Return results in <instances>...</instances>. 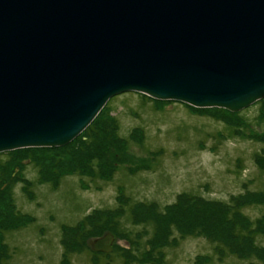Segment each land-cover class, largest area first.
<instances>
[{
	"label": "water",
	"instance_id": "95a60500",
	"mask_svg": "<svg viewBox=\"0 0 264 264\" xmlns=\"http://www.w3.org/2000/svg\"><path fill=\"white\" fill-rule=\"evenodd\" d=\"M126 92L232 112L261 100L264 0H0V153L63 147Z\"/></svg>",
	"mask_w": 264,
	"mask_h": 264
},
{
	"label": "rangeland",
	"instance_id": "374dc122",
	"mask_svg": "<svg viewBox=\"0 0 264 264\" xmlns=\"http://www.w3.org/2000/svg\"><path fill=\"white\" fill-rule=\"evenodd\" d=\"M111 119H115L118 135L126 142H119L121 151H124L120 155L116 154L117 147L109 142L108 157L116 163L110 179L98 176L93 179L81 174L82 171H73L80 164L69 157L83 146L86 138H78L63 147L14 150H30L32 153L28 157L23 153H0V174L10 158L7 173L12 174L18 165L15 174H20V180H13L9 186L12 207L8 206L5 192L2 194L0 180V218L14 206L17 212L31 219L19 230L6 234L5 240L12 254L10 264H62L65 252L62 241L73 233L71 228L78 226L92 210H113L119 202L127 208L126 198L133 202L156 203L160 210L176 203L177 209L172 213L180 215L187 209L196 211V207L210 213L209 202H216L228 207L233 205L251 222L263 221L264 98L241 111L232 112L223 108L198 109L181 102L159 101L140 93L126 92L112 97L94 121H103L110 127L108 122ZM102 126H94L93 131L104 138L105 134L100 131ZM140 133L143 138H139ZM35 158L52 176L54 172H65L57 185L40 179L38 167L31 163ZM58 159L63 163L57 164ZM24 181L31 182L32 198L24 192ZM183 193L209 202L191 204L184 199L176 202ZM246 196L249 199H244ZM238 201L243 202L235 205ZM198 213L189 219L191 225L197 223L202 229ZM119 222L133 234L142 229V226L132 225L127 217L120 218ZM63 226L70 231L66 235ZM190 229L186 236L180 235L175 245L163 248L164 264H198L199 260L206 258L210 261L201 264H264L248 249L241 253H249L245 258L225 256L220 261L215 246L222 236L218 232L211 236L215 239L213 244L203 233L190 234ZM173 237L178 236L170 235V240ZM253 237L255 244L262 248L257 250L259 254L264 250V233L255 232ZM113 245L128 249L126 240L115 239ZM240 246L238 244L235 248L241 251ZM109 254L111 256L107 259H96L85 249H80L71 250L66 255L69 264H95L96 261L97 264H122L113 250Z\"/></svg>",
	"mask_w": 264,
	"mask_h": 264
},
{
	"label": "trees",
	"instance_id": "16d2710c",
	"mask_svg": "<svg viewBox=\"0 0 264 264\" xmlns=\"http://www.w3.org/2000/svg\"><path fill=\"white\" fill-rule=\"evenodd\" d=\"M108 123L110 124V127L106 126L103 121H93L91 125H89V127L83 132L81 137L79 136L73 140L75 142L78 140V138H86V140L83 142V146L76 149L72 156L69 157L75 159V161L77 160L80 164L79 168L75 167V170L73 169V171L79 170V173L82 171L81 174L89 175L93 179L96 178V176L102 179H110L113 177L112 175L116 170V163L114 161H110L108 157L110 145L112 144L117 147L115 150L116 154L120 155L124 153V151H121L119 142L126 141L119 137L118 127L115 119H111ZM99 124L103 125L100 131L105 134L104 138L99 137V134L93 131V127H96ZM227 125L230 132L233 133V130L230 128L228 122ZM139 138H143L141 133ZM113 141L118 143H112ZM109 142H111V144ZM21 153L28 157V154H31L32 152L30 150H20L9 152L8 154L19 155ZM11 159L12 158H10V160ZM9 161L6 163L4 170L0 174V180L2 181L1 185L3 188L2 194L5 192V199L7 198L8 200V206L12 204L11 199L8 197L10 183L13 180H20V174H15V170L19 168L18 165L14 167L12 174L7 173V167L11 163ZM31 163L38 167L40 179L48 184L57 185L59 178L65 174V172L62 174H55L54 172L52 176L49 171L45 170V168H43L42 165L38 163L36 158L33 159ZM62 163L63 162L58 159L57 164L60 165ZM130 173H132V171ZM13 174L15 175L13 176ZM24 182V192L28 194L30 198H32V192L30 191L31 182ZM243 197L244 196H241V198ZM180 199H184L187 202L189 201L191 204H196L197 202H202L204 204L209 202L201 198L191 196L189 193H183L179 195L176 202L178 201V203H180ZM244 199H249V197L246 196ZM1 200L3 202V199ZM126 200L128 202L127 208L122 206L123 203L121 204V202H119V206L113 210H92L85 216L84 219L81 220V223L78 224V226L76 225L77 228H71L73 233L69 234L66 240L62 241V246L64 247L65 251L63 254L62 264H69L66 254L71 250L77 251L80 249H85L96 259L98 257H104L105 259L109 258L111 256L110 254L93 252L88 246V240L102 236L103 230H108L116 240H126L128 242V249L121 248L119 246L114 247L113 245V253L118 255V258L121 260L122 264H164V254L162 252L163 248L165 246L175 245L177 243V239L180 238V235L181 237H184L189 234L187 230L190 227V230H192L190 231V234L194 235L203 233L213 244H215V239L211 236H214L216 232L222 236L217 239L218 241H216L215 246V250L219 254L218 256L220 261L223 259L222 257L225 256H237L240 259L245 258L249 253H241H245L246 249H248L250 254L257 255V258L264 261V255L262 254V252L264 253V250L257 254V250L262 248H259L255 244L253 237L255 232L261 231L264 233V219L263 221L262 219H257L255 222H251L248 218L238 212L236 208H233V205L228 207L226 205L223 206L220 203L209 202L210 204H208V207H212L210 209V213L204 211L203 208L201 209L196 207V211L191 212L187 209L184 210L182 215H180V213H172V211L177 209L175 208L176 203L167 205L164 207V209L160 210V206L156 203L133 202L128 198H126ZM242 202L243 201H238L235 203V205H238V203ZM140 207H143L146 212ZM232 208L233 210H231ZM214 210H216V212L212 213ZM197 213L198 216L201 217V221L199 222L203 225L202 229L197 227V223L191 225V221L189 219L191 215H196ZM122 217H127L128 221H130L132 225L142 226V229L136 232V234L125 230L121 222H119L120 218L123 219ZM169 217H171V219H168ZM182 217L183 219L181 220ZM29 221L31 222V219H28L27 216L17 212L14 209V206L10 212H7L5 216L3 215L2 218H0V264H10V259L12 256L9 246L5 240L6 234L10 233L11 231L19 230L24 225H27ZM107 224H110V226H107ZM218 227L220 229L216 231V228ZM62 230L65 233L64 235L70 232H68V229H64V226ZM195 231L197 232L193 233ZM170 235H177L178 237H173L170 240ZM169 241H171V243ZM238 241L241 242L237 243ZM238 244L241 245L239 248L241 251L235 248V246L237 247ZM208 261H210L208 258L199 260L198 264L203 262L207 263ZM97 263L98 262L96 261L95 264Z\"/></svg>",
	"mask_w": 264,
	"mask_h": 264
}]
</instances>
